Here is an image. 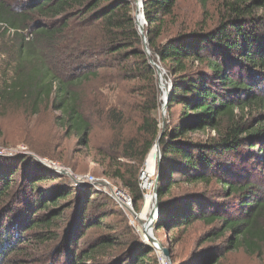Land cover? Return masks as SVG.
<instances>
[{"label":"trees","instance_id":"16d2710c","mask_svg":"<svg viewBox=\"0 0 264 264\" xmlns=\"http://www.w3.org/2000/svg\"><path fill=\"white\" fill-rule=\"evenodd\" d=\"M180 0H0V107L49 111L89 152L96 175L145 202L141 174L160 142L155 236L219 244L177 264H220L264 249V0H196L202 18L166 37ZM215 3L216 12L209 10ZM172 88L160 126L162 91ZM52 162L55 154L28 144ZM173 257V255H172ZM0 264H161L127 213L98 187L76 186L29 155L0 157Z\"/></svg>","mask_w":264,"mask_h":264},{"label":"rangeland","instance_id":"374dc122","mask_svg":"<svg viewBox=\"0 0 264 264\" xmlns=\"http://www.w3.org/2000/svg\"><path fill=\"white\" fill-rule=\"evenodd\" d=\"M215 6V3L210 5V12H216ZM142 10L144 9H141L140 13H142ZM175 16L179 21L177 26L173 25L172 18L166 19L167 22L164 27L166 37H170L172 34L176 33L180 24H190L191 21L201 19L202 12L196 0H180L175 10ZM160 67L162 72L165 73L164 78H167V70L162 66ZM5 70L6 65L0 56V84L2 78L4 77ZM53 116L54 115L52 113L47 111L43 112L38 117H30L25 110L18 107H0V157L9 158L26 155L27 152L33 153L28 145L32 144L42 150L55 154L58 158H60L59 162H52L49 159L46 160L52 162L57 167L69 170L72 175L78 178L79 181H82L83 177L87 180L86 178L88 176L102 179L103 176L96 175V170L100 169V167L94 163L91 154L85 151L82 147H78L76 145L75 137L67 139L62 130L55 124ZM158 117L160 120V126L164 129L168 118L167 109L163 111L161 108ZM153 150L155 149L153 148ZM18 152H20V154ZM146 163L143 170L144 174L142 172V175H144L142 184L144 185L146 182L148 183L145 186L148 189H143L146 192L145 196L147 197L148 195L152 196L153 194L154 184L158 175V168L157 165H155V172L151 175V177L147 178V181H145L147 171ZM108 180L111 183V187H120L116 182L110 179ZM70 181L76 185L71 178ZM145 203L146 199L144 205L140 209H135L136 213L139 215L138 218H141ZM147 219H143L142 221L146 222ZM135 228L141 235L142 239L146 242V239L143 237V228L138 219L135 223ZM207 230L208 228L204 225L196 224L188 232L185 239L186 241L178 245H174L172 242V239L174 238V234L172 232H163V239L166 245L165 247L170 249L171 257L173 255V264H177L182 261L186 262V260H188L191 256L194 257L192 254L197 252H201V254L206 255L219 244H223L226 241L227 237L216 244L202 245L200 243V239ZM153 237L157 240L154 228ZM157 252L160 260L165 259L162 252ZM220 264H264V249L261 257L249 256L243 251L231 252L224 257Z\"/></svg>","mask_w":264,"mask_h":264},{"label":"water","instance_id":"95a60500","mask_svg":"<svg viewBox=\"0 0 264 264\" xmlns=\"http://www.w3.org/2000/svg\"><path fill=\"white\" fill-rule=\"evenodd\" d=\"M137 6V11H136V23L139 29V32L141 34V36L143 37L144 40V46H145V51L148 55L151 54L150 49L148 47V38L147 35L145 33V25H146V20H145V15L144 17L139 16L140 10L144 8V4L142 0H134ZM142 14V13H140ZM138 17H142L143 20H139ZM151 64L156 67L158 75L164 76V72H162L161 67L154 61L151 60ZM160 88L163 89L165 88V86L160 82ZM169 97L170 94L167 96V99L169 101ZM168 101L165 105L162 106V110L165 111L167 109V105H168ZM155 152H156V165L158 168V171L160 170V165H161V160H162V156H161V150H160V142L158 141L154 147ZM20 154V152H18ZM26 155H29L31 157H33L35 160H37L38 162L44 164L47 168H49L50 170L68 176L69 178H71L72 181L75 182V184L77 186H83V187H94L95 185L89 184L87 182V180H85V177L82 178V181H79L78 178L74 175L71 174V172L65 168H61V167H57L56 165H54L52 162L47 161L46 159L41 158L40 156L36 155L35 153H30L27 152ZM158 178L159 175H157L155 184H154V188H153V194L152 196L155 199V205L153 208V211L151 212L149 218L147 219L146 222H143L141 218H138L140 225L143 228V232H144V236L146 237V242H148L151 246V248L162 252L164 255V258L169 262V264H173L172 261V257H171V251L169 248H166L162 245L159 244V242L153 237V228H154V224L156 222V220L158 219V216L160 214V209H159V201H158ZM146 199V196H145Z\"/></svg>","mask_w":264,"mask_h":264},{"label":"built area","instance_id":"2783aa9c","mask_svg":"<svg viewBox=\"0 0 264 264\" xmlns=\"http://www.w3.org/2000/svg\"><path fill=\"white\" fill-rule=\"evenodd\" d=\"M144 15H145L144 10H142V14H139V16L144 17ZM162 80L165 81V84L162 83ZM160 82L165 86V88L163 89L160 88V90L162 91V103H163L162 106H163L168 101L167 96L171 92L172 82L171 80L164 78V76H161V77L159 76V87H160ZM143 177L144 175L141 174V181H143ZM86 179L89 184L95 185L99 189L109 194L121 206V208L127 213V215L130 218L131 224L135 226V223L139 215L135 211V205H134L133 198L126 189L122 187H111L110 181L106 178L97 179L93 176H88ZM145 186H146L145 184L144 185L142 184V188L144 190L146 189ZM143 237L144 239H146L145 236ZM160 261H161V264H169V262L166 259H161Z\"/></svg>","mask_w":264,"mask_h":264},{"label":"bare ground","instance_id":"6f19581e","mask_svg":"<svg viewBox=\"0 0 264 264\" xmlns=\"http://www.w3.org/2000/svg\"><path fill=\"white\" fill-rule=\"evenodd\" d=\"M138 19L143 20L142 17H138ZM162 83L165 84V81L162 80ZM155 165H156V152H155V150H153L152 153L149 155L147 163H146L147 171H146L145 181H147V178L151 177V175L155 172ZM146 184H148V183L146 182ZM146 189H148V188H146ZM154 205H155L154 197L148 195L146 197V203H145L142 215H141V219L149 218L151 212L153 211Z\"/></svg>","mask_w":264,"mask_h":264}]
</instances>
